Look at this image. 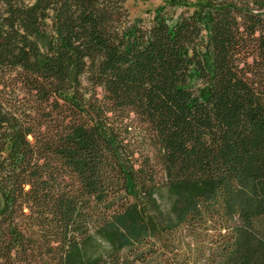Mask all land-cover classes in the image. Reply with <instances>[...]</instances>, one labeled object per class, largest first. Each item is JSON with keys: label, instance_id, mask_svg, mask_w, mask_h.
Wrapping results in <instances>:
<instances>
[{"label": "trees", "instance_id": "obj_1", "mask_svg": "<svg viewBox=\"0 0 264 264\" xmlns=\"http://www.w3.org/2000/svg\"><path fill=\"white\" fill-rule=\"evenodd\" d=\"M126 1L0 0V264H264V0Z\"/></svg>", "mask_w": 264, "mask_h": 264}, {"label": "rangeland", "instance_id": "obj_2", "mask_svg": "<svg viewBox=\"0 0 264 264\" xmlns=\"http://www.w3.org/2000/svg\"><path fill=\"white\" fill-rule=\"evenodd\" d=\"M164 2L165 0H127L126 7L131 17L145 18L155 7L164 4Z\"/></svg>", "mask_w": 264, "mask_h": 264}]
</instances>
